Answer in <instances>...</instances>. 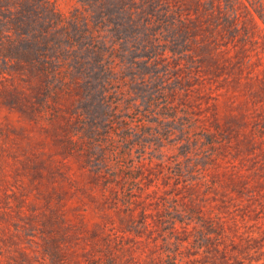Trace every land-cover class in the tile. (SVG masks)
I'll return each mask as SVG.
<instances>
[{
	"label": "rangeland",
	"instance_id": "374dc122",
	"mask_svg": "<svg viewBox=\"0 0 264 264\" xmlns=\"http://www.w3.org/2000/svg\"><path fill=\"white\" fill-rule=\"evenodd\" d=\"M201 2L183 56L125 12L116 82L57 94L40 5L0 0V264H264V23Z\"/></svg>",
	"mask_w": 264,
	"mask_h": 264
},
{
	"label": "trees",
	"instance_id": "16d2710c",
	"mask_svg": "<svg viewBox=\"0 0 264 264\" xmlns=\"http://www.w3.org/2000/svg\"><path fill=\"white\" fill-rule=\"evenodd\" d=\"M170 1H174L172 6ZM182 1L76 0V4L69 13H62L53 0H23L27 3L36 2L42 9L40 12L38 9V30L40 42L46 47L40 54L37 63L46 77H51L53 83L57 84L55 86L57 94L64 92L71 81L80 83L83 79L92 82L100 80L102 74H106L105 78L108 81L116 82L120 68L118 60L121 58V54L118 45L120 46L121 37H117L116 40L113 39L118 35L120 28L125 25L126 20H120L125 12H128L129 15L128 25L135 24V17L141 12L148 17L149 24L156 23L160 26V29H156V31L158 30L156 33L159 31L163 33L164 30L172 33L170 41L173 47L172 51L179 54L180 57L183 56L184 52L192 50L191 44L197 34L195 30L190 29V23L183 19L185 11L181 6ZM189 1H192L194 8L198 10L201 8V0ZM226 1V10L235 19L240 15L242 8L255 20L254 11L264 23V0ZM138 2L141 3L140 8L137 7ZM165 3L168 4L162 6ZM147 7L151 8V13L146 12ZM198 24L202 25L203 23L199 22ZM233 27L230 31L234 38L239 30ZM128 29L125 31L127 32ZM215 29L220 30L218 26ZM212 30L213 28L210 27L209 31ZM181 32L186 35L182 44L178 40ZM49 35L52 38H49ZM51 44V48L55 50L54 55L46 54L47 48ZM133 65L137 66L136 63ZM136 77L137 75L133 76V78ZM144 79L145 77L143 82Z\"/></svg>",
	"mask_w": 264,
	"mask_h": 264
}]
</instances>
